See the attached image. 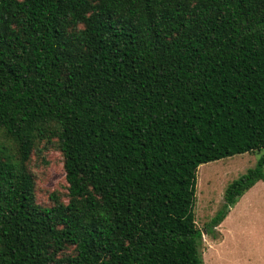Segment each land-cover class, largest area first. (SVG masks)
I'll use <instances>...</instances> for the list:
<instances>
[{
  "label": "trees",
  "instance_id": "trees-1",
  "mask_svg": "<svg viewBox=\"0 0 264 264\" xmlns=\"http://www.w3.org/2000/svg\"><path fill=\"white\" fill-rule=\"evenodd\" d=\"M258 151L208 231L264 180V0H0V264H204L199 166Z\"/></svg>",
  "mask_w": 264,
  "mask_h": 264
},
{
  "label": "rangeland",
  "instance_id": "rangeland-1",
  "mask_svg": "<svg viewBox=\"0 0 264 264\" xmlns=\"http://www.w3.org/2000/svg\"><path fill=\"white\" fill-rule=\"evenodd\" d=\"M263 151L237 154L201 164L197 174L196 221L203 230L200 257L204 264H264V180L251 188L212 232L207 228L224 204L227 185L254 167ZM36 200L53 204L56 193L67 201L64 156L55 146L32 154Z\"/></svg>",
  "mask_w": 264,
  "mask_h": 264
},
{
  "label": "crops",
  "instance_id": "crops-1",
  "mask_svg": "<svg viewBox=\"0 0 264 264\" xmlns=\"http://www.w3.org/2000/svg\"><path fill=\"white\" fill-rule=\"evenodd\" d=\"M261 181H262V180H261ZM259 182H260V181H259ZM259 182H258L257 184H259ZM254 187H255V186H254ZM252 188H253V187H252ZM246 193H247V192H246ZM244 195H245V194H244ZM244 195H243V197H244ZM243 197H242V198H243ZM242 198H241V199H242ZM241 199H240V201H241ZM240 201H239V202H240ZM239 202L233 207V209L239 204ZM229 214H230V212H229ZM229 214H228V215H229Z\"/></svg>",
  "mask_w": 264,
  "mask_h": 264
}]
</instances>
